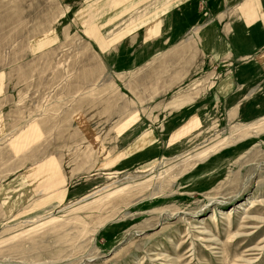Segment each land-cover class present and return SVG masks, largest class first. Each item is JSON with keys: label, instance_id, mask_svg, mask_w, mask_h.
Here are the masks:
<instances>
[{"label": "rangeland", "instance_id": "obj_1", "mask_svg": "<svg viewBox=\"0 0 264 264\" xmlns=\"http://www.w3.org/2000/svg\"><path fill=\"white\" fill-rule=\"evenodd\" d=\"M247 1L147 0L103 53L82 0H0V264H264Z\"/></svg>", "mask_w": 264, "mask_h": 264}, {"label": "crops", "instance_id": "obj_2", "mask_svg": "<svg viewBox=\"0 0 264 264\" xmlns=\"http://www.w3.org/2000/svg\"><path fill=\"white\" fill-rule=\"evenodd\" d=\"M58 1L61 2L60 4H62V6L65 7V11L63 15H69L70 13L74 12V9L71 7V4L73 3L72 0H58ZM81 5L82 6L86 5L88 6L87 8L92 7V11H94V14L96 15V18L92 21V23L100 25V26L96 25V30H100V31L103 30V31L111 32V34H109L110 39H112L111 42L109 41L104 42L103 40H101V42L94 43V45L98 47H100L99 45L102 46L101 51L103 53L104 51L106 53H109V51H107L106 48H109L112 45V41H114V37L113 38L111 37L114 35L116 22L117 23L121 21L123 22L122 23L123 25L120 26L119 29L126 28L129 30L130 29V17L129 16L146 13V10H147V0H82ZM258 5H259V0H248L245 4L242 5V7H239V10L241 11L240 13L243 18L242 20L245 23L244 26L254 28L253 24H257L256 22L260 21V23H258L259 25H258V29L256 33H253V30H251V33L249 34V37H250L249 39L250 40L252 39L256 43V46L262 45L263 44L262 41L264 40L262 39V36L258 35L260 34L259 29H261L263 33V38H264V16L263 15L260 16L258 14V10H256L258 9ZM116 16H119V17L116 18ZM102 38H103V34H102ZM256 50H259V48ZM262 56L261 57L258 56V59H261ZM258 59L256 58V60ZM246 73L248 72L246 71ZM162 77L168 80L167 77L165 76H162ZM174 84L177 88V86L179 85L178 79L177 81L175 80ZM177 104L178 102L171 103L170 104L171 106L169 108H173V110L176 111L174 107H178ZM146 130H147L146 127L142 131L138 130V126H136V128L134 127L131 132V139L132 138H135V139H132L130 141V144L124 149L123 152L127 151V149L130 147L132 143L134 144V143L142 142L143 138L140 139L141 138L140 136L147 134L145 132ZM158 136L159 134L157 132L156 133L154 132V136H153L154 140L152 141V144L150 146L158 143V139H159ZM148 148H151V147H148ZM144 149H147V148L143 147L142 149H139V151L144 150ZM0 198H1V194H0ZM2 213H3L2 201H0V226H2V222H3Z\"/></svg>", "mask_w": 264, "mask_h": 264}, {"label": "bare ground", "instance_id": "obj_3", "mask_svg": "<svg viewBox=\"0 0 264 264\" xmlns=\"http://www.w3.org/2000/svg\"><path fill=\"white\" fill-rule=\"evenodd\" d=\"M261 246V245H260ZM259 249V248H258ZM252 250V249H251ZM261 250V249H260ZM251 261V260H250Z\"/></svg>", "mask_w": 264, "mask_h": 264}]
</instances>
